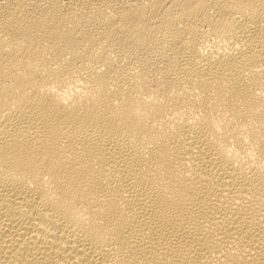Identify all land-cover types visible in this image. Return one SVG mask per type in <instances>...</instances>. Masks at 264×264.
<instances>
[{
	"label": "bare ground",
	"instance_id": "obj_1",
	"mask_svg": "<svg viewBox=\"0 0 264 264\" xmlns=\"http://www.w3.org/2000/svg\"><path fill=\"white\" fill-rule=\"evenodd\" d=\"M0 264H264V0H0Z\"/></svg>",
	"mask_w": 264,
	"mask_h": 264
}]
</instances>
